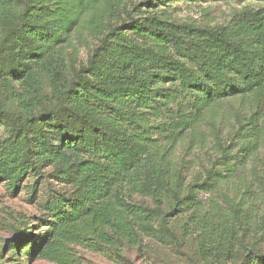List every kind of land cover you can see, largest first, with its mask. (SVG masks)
Wrapping results in <instances>:
<instances>
[{
    "label": "trees",
    "instance_id": "16d2710c",
    "mask_svg": "<svg viewBox=\"0 0 264 264\" xmlns=\"http://www.w3.org/2000/svg\"><path fill=\"white\" fill-rule=\"evenodd\" d=\"M165 2L0 0V180L47 165L69 187L44 232L27 222L0 244V264H84L78 247L122 253L151 234L185 254L179 216L189 264H264V190L234 183L264 188V7L208 27L156 12ZM86 32L97 44L74 66L66 49ZM185 139L200 171L176 155Z\"/></svg>",
    "mask_w": 264,
    "mask_h": 264
},
{
    "label": "rangeland",
    "instance_id": "374dc122",
    "mask_svg": "<svg viewBox=\"0 0 264 264\" xmlns=\"http://www.w3.org/2000/svg\"><path fill=\"white\" fill-rule=\"evenodd\" d=\"M125 2L126 0H124ZM248 6L264 7V0H166L165 3L159 4L156 12L163 16L165 13L169 18L179 23L216 27L228 24L237 12ZM73 41L76 43V47L67 48L65 53L68 59L69 53H71V63L74 66H79L87 61L97 40L86 32L83 38L79 40L74 38ZM137 41L149 43L151 46L157 44L153 40L143 38H137ZM172 52L175 54L173 49ZM47 90L51 91L49 84ZM10 104L15 106L14 103ZM221 117H229L227 108L221 110ZM208 141L210 146L212 141ZM187 147L188 141L186 139L181 141L176 155L178 157L185 155L190 160L191 172L200 171L202 160H199L197 156L199 148L191 151ZM261 154L264 170V149ZM263 170L261 171L264 176ZM234 183L239 184L241 192L246 190V184L249 185L251 191L247 195H262L264 190L260 179L251 173L234 178ZM68 190L69 187L61 184L55 178L52 166L47 165H42L38 170L24 175L18 187L11 184L9 180H0V244L5 239L12 237L16 228L25 227L27 222H31L35 234L39 231L44 232L46 229L37 222L38 218L42 217L44 211H47V203L56 193ZM209 195L210 193H205L202 194V197L205 199ZM262 203V200L257 201L258 206H262ZM185 221L184 216L170 219V225L175 227L176 232L184 240L182 247L185 254L178 252L168 238L151 234L143 236L138 242L120 246L122 253H119L115 247H109L105 252H93L78 247V257L84 264H189L186 254L196 253L197 242L194 234H185ZM10 255L9 252L8 257ZM25 257L27 261L29 256L26 253ZM31 264L57 263L39 258L31 261Z\"/></svg>",
    "mask_w": 264,
    "mask_h": 264
}]
</instances>
